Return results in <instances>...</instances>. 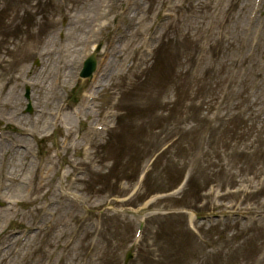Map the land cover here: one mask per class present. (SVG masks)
<instances>
[{"label":"rangeland","instance_id":"1","mask_svg":"<svg viewBox=\"0 0 264 264\" xmlns=\"http://www.w3.org/2000/svg\"><path fill=\"white\" fill-rule=\"evenodd\" d=\"M3 1L0 127L22 141L9 151L8 175L25 166L13 172L19 183L7 176L0 192V264H125L129 252L128 264H264V3L251 25L254 0H134L126 14L130 1L112 0L102 11L109 20L92 19L105 0ZM161 7L173 17L153 52L135 55L127 70ZM65 19L70 33L77 20L86 41L76 46L68 34L61 52ZM94 54L109 74L83 112L93 79L80 75ZM48 86L57 98L43 104ZM30 134L38 139L32 155ZM75 173L79 199L61 196ZM228 207L252 220L194 218ZM41 215L42 230L14 254L20 229ZM141 222L143 237L132 241Z\"/></svg>","mask_w":264,"mask_h":264},{"label":"bare ground","instance_id":"2","mask_svg":"<svg viewBox=\"0 0 264 264\" xmlns=\"http://www.w3.org/2000/svg\"><path fill=\"white\" fill-rule=\"evenodd\" d=\"M112 1V0H111ZM125 1H127V0H125ZM133 2H134V0H133ZM87 4L88 3H84L82 6L83 7H85V6H87ZM93 5V4H92ZM91 5V6H92ZM246 5H247V3L246 2H244V1H242V4H241V8H245L246 7ZM137 7V4L136 3H134V5L131 7V9L130 10H133V7ZM104 7H105V5L103 4V6L101 7V9H100V14H99V16H98V18H96V17H92V19H100V18H104L105 20H109V19H107V18H105V17H107V15H108V13H106V12H102L103 10H104ZM91 7L89 6V9H90ZM84 20H86L85 22L87 23V21L88 20H90L89 19V17H86V16H84ZM75 26H74V29H73V32H71L70 33V31H69V36H70V39L71 40H73V42H74V44L76 45V46H79L80 44H83L84 43V41H86L85 39H83V38H81V34L79 35V34H77L76 35V33H75V30H76V24H78L77 23V20L75 19ZM85 23V24H86ZM107 24H110V22L108 23L107 22ZM140 24V23H139ZM141 27L142 28H146V23L144 22L143 24H141ZM84 28H85V26H79V30H84ZM51 43H54V38H53V40L51 41ZM87 45H88V43H86ZM68 49V48H67ZM66 49V50H67ZM50 52V50H47V51H45L44 53L45 54H43L45 57H47V56H49V54L51 55V56H54V54L53 53H49ZM56 60H57V58H56ZM46 65H48V63L47 64H45L44 65V68L46 67ZM66 67H69L67 64H66ZM52 68V67H51ZM47 72H48V76H49V78L48 79H50V71H48L47 70V68L45 69ZM102 72V71H101ZM96 76V74H93L92 75V77L94 78ZM99 93V92H98ZM57 98V93H56V91H55V89L54 88H51L50 86H48V87H46V90H45V94H44V98L43 99H46V100H43V104L44 103H46V104H48L49 103V101H51V100H53V99H56ZM25 166V165H24ZM24 166H22V165H20V164H16V166H15V168H18V167H21V169L19 170V173H21L22 172V170H24ZM15 168H14V170H13V172H15ZM23 168V169H22ZM12 172V174L14 175L13 177H12V179H13V181L14 182H18L19 181V176H20V174H18L17 175V173H13ZM41 186H42V184H41ZM36 190H37V188H35ZM42 189V188H41ZM202 256L204 255V251L203 250H201L200 252H199ZM192 264V263H191Z\"/></svg>","mask_w":264,"mask_h":264}]
</instances>
